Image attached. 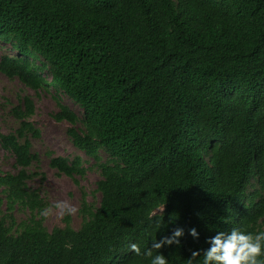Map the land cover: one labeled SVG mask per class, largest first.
Segmentation results:
<instances>
[{
	"label": "trees",
	"instance_id": "obj_1",
	"mask_svg": "<svg viewBox=\"0 0 264 264\" xmlns=\"http://www.w3.org/2000/svg\"><path fill=\"white\" fill-rule=\"evenodd\" d=\"M0 42L14 51L3 74L81 108L57 99L54 118L101 175L79 227L67 215L49 230L28 185L34 103L19 97L17 128L0 132L17 167L0 173V264H150L128 245L143 252L176 227L181 244L159 252L187 264L200 249L203 264L208 237L264 231V0H0ZM50 166L86 171L80 155Z\"/></svg>",
	"mask_w": 264,
	"mask_h": 264
},
{
	"label": "rangeland",
	"instance_id": "obj_2",
	"mask_svg": "<svg viewBox=\"0 0 264 264\" xmlns=\"http://www.w3.org/2000/svg\"><path fill=\"white\" fill-rule=\"evenodd\" d=\"M3 54L12 55L14 51L9 44L0 42V57ZM24 96H30L33 99L34 114L30 117V120L40 130L38 138L29 137L32 143L31 150L38 155V161L34 162L28 170L36 172L38 175L29 179L28 185L31 188H36L40 196L47 202L45 209L56 201H68L79 210L83 195L87 200L97 204L100 194L96 191V182L101 177L100 171L93 164L91 158L73 145L67 135V128L71 124L66 120L57 121L54 118V113L58 111L57 99L62 104L68 105L80 116L82 115L81 108L73 103L68 96L63 93H56L51 87L34 91L25 86L18 78L10 79L0 71L1 133L6 134L17 128L18 121L13 115L12 107L19 103V97ZM101 153L103 158H106V153ZM58 155L69 158L76 155L82 156L83 164L86 167L85 173L82 176H76V179L58 173L57 169L50 166V157ZM6 172H17L15 157L10 151L4 149L0 143V173ZM14 214L17 220L27 216V213L21 210H15ZM69 216L72 226L78 228L81 222L78 211ZM63 218L56 215L43 216V222L51 230L55 226L63 225Z\"/></svg>",
	"mask_w": 264,
	"mask_h": 264
},
{
	"label": "clouds",
	"instance_id": "obj_3",
	"mask_svg": "<svg viewBox=\"0 0 264 264\" xmlns=\"http://www.w3.org/2000/svg\"><path fill=\"white\" fill-rule=\"evenodd\" d=\"M77 211L78 208L68 201H56L44 209L41 215L44 217L56 215L63 218L74 215ZM184 234L182 227H176L171 235L153 240L151 247L143 252L137 243H130L128 248L137 256L149 258L150 264H169L167 257L159 250L165 245L181 244L179 238ZM189 234L194 238L199 237L195 227L189 229ZM206 243L209 246L202 250L203 264H264V231L248 232L234 227L228 232L220 231L208 237ZM153 249L158 250L157 254H153ZM200 254V249L192 250L187 264H194Z\"/></svg>",
	"mask_w": 264,
	"mask_h": 264
}]
</instances>
